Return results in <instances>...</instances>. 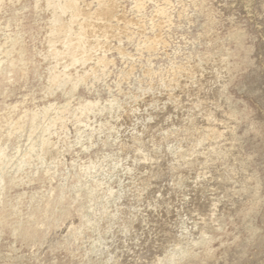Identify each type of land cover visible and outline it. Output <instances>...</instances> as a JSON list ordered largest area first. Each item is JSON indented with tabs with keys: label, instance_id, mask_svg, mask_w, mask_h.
<instances>
[{
	"label": "rangeland",
	"instance_id": "rangeland-1",
	"mask_svg": "<svg viewBox=\"0 0 264 264\" xmlns=\"http://www.w3.org/2000/svg\"><path fill=\"white\" fill-rule=\"evenodd\" d=\"M76 2L0 0V264H264V0Z\"/></svg>",
	"mask_w": 264,
	"mask_h": 264
},
{
	"label": "bare ground",
	"instance_id": "bare-ground-1",
	"mask_svg": "<svg viewBox=\"0 0 264 264\" xmlns=\"http://www.w3.org/2000/svg\"><path fill=\"white\" fill-rule=\"evenodd\" d=\"M38 1V0H37ZM77 5V2L76 0H46V7L47 8H50L52 9V18H51V23L54 24L55 23V19H56V14H59L60 16H62V14L66 13L69 11L70 13V19L68 20L69 23H73V19L78 15V7L76 6ZM65 15V14H64ZM63 15V16H64ZM59 16V18H60ZM68 19V18H67ZM57 22V21H56ZM56 27V28H55ZM61 26H58V25H54L52 28H50V33H49V40H48V43H49V49H48V53L47 55L49 56H52L56 61H58L59 59H62L63 58H70V64H75V63H79V62H84L86 61V52H78L76 53V55L70 51L68 48H65L63 49L62 48H53V43H54V39H51L52 36L54 35V33H56V29L58 30ZM69 27V26H67ZM78 36H80V34L78 32H75ZM3 43V42H2ZM82 51H85V50H82ZM52 60V59H51ZM54 60V61H55ZM11 63V62H9ZM55 65V64H54ZM57 65V64H56ZM67 66V65H66ZM63 71V70H62ZM62 71H54V73L51 74V82L54 84V85H59L61 84V82L63 81H66V79L64 78L63 79V75H65V72H62ZM50 73V72H49ZM192 74V73H191ZM67 75H65L66 77ZM68 77V76H67ZM66 77V78H67ZM48 79V78H46ZM47 81V80H46ZM196 81V80H195ZM213 103H214V106L215 108H213L212 110H209V113L212 117L213 120H218L219 118V115L217 116V113L216 111H220L221 115H225L227 117V114L228 112L222 107V105H220V103L217 101V100H213ZM21 104V102H20ZM19 104V105H20ZM95 102H87V103H84L81 105V110L82 111H87V110H93L94 107H95ZM52 106V105H50ZM41 107V106H40ZM39 107V108H40ZM195 108L198 109V111L200 113H203V112H206V107H205V100L202 99V98H199L195 101ZM42 109V108H41ZM50 109V107H46V108H43L42 112H39L40 113V116L44 117L46 112ZM66 111V110H65ZM70 112V111H69ZM81 112V111H80ZM37 112H32V114L30 115V121H31V124L35 121V119L37 118L38 114ZM68 113V112H67ZM71 113V112H70ZM74 113V112H73ZM121 113V112H120ZM123 114V113H122ZM61 117H57V118H54L53 122L51 124H55L57 122V120H60ZM71 122V121H70ZM7 124V123H6ZM13 125V124H12ZM17 125V124H16ZM19 126V125H18ZM50 126V125H49ZM66 126V125H65ZM1 131V130H0ZM8 131V130H7ZM33 131V129H32ZM31 132V131H30ZM213 133V132H212ZM7 134V133H6ZM31 134V133H30ZM41 135V134H40ZM31 143V141H30ZM29 150V149H28ZM17 154V153H16ZM41 157L43 158H53L54 157V154L51 153V151H49V141L47 139H42V142H41ZM131 154V153H130ZM3 149H0V164H1V160H2V157H3ZM133 155V154H132ZM141 157V156H140ZM26 160L24 161H28L30 160V156L29 154H27L25 156ZM28 159V160H27ZM118 162V161H117ZM90 166V165H89ZM38 192V191H37ZM40 193V192H39ZM22 194V193H21ZM21 197V196H20ZM124 205V204H123ZM120 206V209H122V203L119 205Z\"/></svg>",
	"mask_w": 264,
	"mask_h": 264
}]
</instances>
